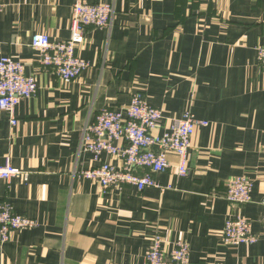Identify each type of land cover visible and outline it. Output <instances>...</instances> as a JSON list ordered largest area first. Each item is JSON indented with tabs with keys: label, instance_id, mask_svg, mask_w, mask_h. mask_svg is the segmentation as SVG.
I'll return each instance as SVG.
<instances>
[{
	"label": "crops",
	"instance_id": "crops-1",
	"mask_svg": "<svg viewBox=\"0 0 264 264\" xmlns=\"http://www.w3.org/2000/svg\"><path fill=\"white\" fill-rule=\"evenodd\" d=\"M84 1L115 14L110 27L86 29L79 55L90 65L65 82L31 40H69L75 0H0V58L23 62L38 86L17 106L16 125L0 110V165L23 172L0 178V201L38 222L0 244V264H145L157 232L167 251L187 241L194 264H264V0ZM136 92L164 112L155 134L189 111L207 124L195 129L186 176L105 190L81 176L98 164L84 130L104 108L125 112ZM235 177L252 181L250 202L226 199ZM235 213L251 220L255 242L224 243Z\"/></svg>",
	"mask_w": 264,
	"mask_h": 264
},
{
	"label": "built area",
	"instance_id": "built-area-1",
	"mask_svg": "<svg viewBox=\"0 0 264 264\" xmlns=\"http://www.w3.org/2000/svg\"><path fill=\"white\" fill-rule=\"evenodd\" d=\"M3 4L0 2V11ZM71 22V37L66 41H52L48 34H34L31 46L39 53L40 63L52 68L65 82L78 78L90 63L79 55L85 43V31L89 27L108 28L112 24L115 7L112 4L88 3L75 0ZM258 61L264 67V45L256 48ZM37 82L33 74H27L25 65L11 56L0 58V110L6 112L12 125H16V109L21 100L32 98L37 93ZM164 112L149 104L145 95L136 92L126 111L104 108L93 122L85 127L83 147L94 155L96 166L83 170L81 176L97 181L103 189L135 186L143 191L156 186L155 174L171 171L179 176L189 172L191 141L197 126L207 122L197 119L191 111L175 119L169 129L155 134ZM122 142V143H120ZM169 153L178 156V163L172 165ZM123 160L122 167H116L103 160L102 155ZM9 159L0 165V178L10 180L22 174ZM252 181L246 177L230 179L226 185V199L237 205L251 201ZM264 205V200L262 201ZM37 220L18 213L7 201H0V244L11 239L17 230L34 228ZM225 244L238 246L253 243L252 222L242 214L231 215L222 230ZM167 241L161 232L152 238V244L145 256V264H194L190 245L178 240L167 251Z\"/></svg>",
	"mask_w": 264,
	"mask_h": 264
}]
</instances>
